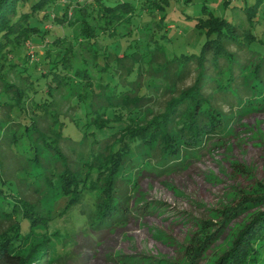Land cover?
Instances as JSON below:
<instances>
[{
  "label": "trees",
  "instance_id": "trees-1",
  "mask_svg": "<svg viewBox=\"0 0 264 264\" xmlns=\"http://www.w3.org/2000/svg\"><path fill=\"white\" fill-rule=\"evenodd\" d=\"M56 1L37 0L28 11L29 0H0V106L5 110L0 115V131L7 128L4 125L10 113L8 106H12V101L13 105L23 103L25 95V87L11 83L13 66L7 56L37 32L30 24L31 15ZM66 1L56 21L71 30V38L69 41L58 39L56 45L62 50L55 53L53 62L49 51L42 54L46 59L42 76L51 78L45 82L44 92L51 97L52 107L44 118L36 120L33 133L25 136L33 142V149L29 146L28 150L23 149L21 142L12 147V141L1 136L0 145L9 152L11 148L16 149L13 172L19 182L28 189H46L50 194L65 197V210L80 204L85 226L96 231L127 221L126 188L143 170H148L152 163L176 164L191 152H199L210 138L222 132L232 118L216 108L218 98L230 110L236 108L237 113L264 107V48L248 30H239L208 14L205 40L198 54L166 58L160 47L153 46L143 57L144 64L149 65L147 69L133 63L118 66L117 59L107 60V48L100 40L105 33H116L118 25L127 24L116 14L115 8L119 5L104 6L101 0L87 4L84 0ZM262 1L256 0L246 8L244 16L248 23L253 22L258 3ZM74 4L83 13L73 22L67 21L66 12L70 7L74 12ZM119 10L124 14L132 12L125 4ZM254 43L259 46L252 47ZM229 49L235 50L234 53ZM21 64L25 65L26 61ZM109 73L111 77L124 74L121 84L103 81L102 77ZM142 74L149 78L144 86H141ZM190 76L194 78L192 84L177 91L176 86ZM160 92L174 96L162 104L158 100ZM65 126H71L72 133L76 129L80 136L55 133ZM92 127L95 133L89 134L86 129ZM130 174L132 178L128 177ZM0 181V214L15 217L21 234L20 222L27 220V214L32 215L31 220L38 217L27 207L16 184ZM249 195H240L234 206L221 211L217 228L195 249L189 264H195L200 249L211 244L222 227L240 215H247V220L213 264H264V193ZM31 220L27 230L34 225H30ZM25 238L17 235L12 240L20 242ZM44 240L32 246L27 258L32 252L37 255L39 248L37 260L42 261ZM16 245L12 243L13 248ZM10 250L2 243L0 257L7 256ZM15 258L19 260L17 264L22 260L29 263L27 258Z\"/></svg>",
  "mask_w": 264,
  "mask_h": 264
},
{
  "label": "rangeland",
  "instance_id": "rangeland-1",
  "mask_svg": "<svg viewBox=\"0 0 264 264\" xmlns=\"http://www.w3.org/2000/svg\"><path fill=\"white\" fill-rule=\"evenodd\" d=\"M36 1L29 0L28 11ZM65 1L58 0L34 12L30 24L37 32L7 56L13 66L11 83L22 89L25 87L24 102L13 105L15 102L12 101L4 125L7 128L0 131L1 137L12 141V147L21 142L23 149H33V142L25 136L33 133L36 120L44 118L43 115L46 116L52 107L51 97L44 92L47 89L45 82L51 78L48 79L49 75L42 76V68L46 67L42 54L49 51L52 55L50 61L53 62L57 57L55 53L62 50L56 45L58 39L69 41L71 38V30L56 21V17L62 14ZM84 1L87 4L91 0ZM255 1L101 0L104 6L119 5L115 8L116 14L123 17L120 22L125 19L127 24L115 27L114 34L105 33L100 42L107 48L105 56L108 55V61L117 59L118 66L133 63L140 65V69H147L149 65L144 64L143 57L153 50V46L160 47L166 58L198 54L205 40V21L210 14L239 30H248L262 42L260 45L264 48V1L258 3L253 22L248 23L244 16L246 8ZM122 4L129 5L132 12L127 15L122 13L119 10ZM73 8L74 12L72 7L66 12L67 21L73 22L83 13L77 5L74 4ZM234 51L229 49L231 53ZM238 56L243 58V54ZM23 61H26L25 65L21 64ZM111 74L104 75L103 81L110 85L121 84L124 74L116 73L115 77ZM145 75H141V86L149 79ZM193 79V76L186 78L176 86V90L190 86ZM34 80L37 82L32 85L30 82ZM170 96L174 94L160 92L158 100L163 104ZM215 106L232 118L226 122L222 132L210 138L199 152H191L176 164L152 163L148 170H143L126 188L124 204L128 203L127 221L102 230L91 231L85 226L84 216L79 212L80 204L65 210V197L50 194L46 189H28L19 182L13 172L16 149L11 148L12 152H9L0 145L3 159L0 179L16 184L18 193L28 203L27 207L30 206L38 217L31 220L32 215L27 214V220L20 222V234L16 218L0 214V245L4 243L12 249L7 256L0 257V264H17L19 260L15 256L27 258L32 246L44 239L45 256L42 261L37 260L40 251L37 248L38 254L32 252L27 258L29 263L22 260L21 264H189L195 249L203 243L206 235L217 228L220 213L225 207L234 206L242 194L254 196L264 193V107L237 113L236 108L235 111L230 110L220 98ZM3 112L5 110L0 106V115ZM69 127L65 126L55 133L80 136V132L75 129L72 133L73 129ZM95 130L93 127L86 129L89 134L95 133ZM63 152L67 153L66 150ZM128 177L132 178L131 174ZM246 216L240 215L222 227L216 239L200 249L195 264H213L228 249L232 237L247 220ZM30 220L33 227L39 225L27 230ZM17 235L27 238L20 242L12 240ZM12 243L17 245L13 248Z\"/></svg>",
  "mask_w": 264,
  "mask_h": 264
}]
</instances>
